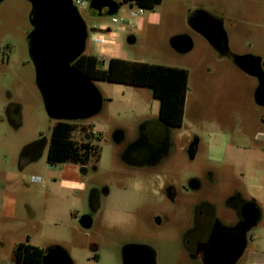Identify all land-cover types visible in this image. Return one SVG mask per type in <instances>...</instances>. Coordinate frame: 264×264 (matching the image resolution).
<instances>
[{
	"label": "rangeland",
	"instance_id": "1",
	"mask_svg": "<svg viewBox=\"0 0 264 264\" xmlns=\"http://www.w3.org/2000/svg\"><path fill=\"white\" fill-rule=\"evenodd\" d=\"M90 1L78 7L88 35L94 25H107L118 34L120 57L189 71L182 124L163 123L165 139L153 145L150 124L160 119L151 88L91 80L101 93V110L77 121L71 134L81 142L93 125L98 140L91 160L49 164L55 120L46 114L28 53L31 5L1 1L0 264H23L15 257L20 242L44 253L59 247L72 264H123L129 244L149 248L154 264H209V242L196 245L197 235L188 231L233 229L228 199L215 197L246 192V184L228 183L225 165L242 171V150L235 145L264 128V103L253 94L255 79L222 56L192 17L222 20L233 57L264 59V0H161L135 16L138 7L112 0L120 4L116 23L112 16L92 15ZM183 36L191 45L179 51L171 42ZM95 51L86 41L85 53ZM83 216L88 227L80 224ZM251 231L245 228L246 243L253 242Z\"/></svg>",
	"mask_w": 264,
	"mask_h": 264
},
{
	"label": "water",
	"instance_id": "2",
	"mask_svg": "<svg viewBox=\"0 0 264 264\" xmlns=\"http://www.w3.org/2000/svg\"><path fill=\"white\" fill-rule=\"evenodd\" d=\"M26 1L31 5L29 22L32 25L27 48L46 114L55 121L84 120L96 115L102 107L101 93L89 78L72 66L85 52L88 38L86 23L77 7L72 0ZM119 7L120 4L112 0H91L89 3L90 13L98 16H113ZM199 26L200 34L216 47L214 38L206 29L217 27L216 30H220V26L206 22L199 23ZM171 43L179 51L188 50L191 45L185 36L174 38ZM236 58L243 59L244 56L236 55ZM237 64L240 66L239 61ZM255 75L259 80L256 98L264 103V72L260 69ZM256 214V209L250 207L247 217L252 221L248 226L254 224ZM90 222L87 216L80 219L84 227ZM245 228L236 233L217 235L208 250L209 263L232 264L243 250ZM41 264H72V261L64 250L54 247L43 254ZM123 264H154L153 254L144 246H129L125 249Z\"/></svg>",
	"mask_w": 264,
	"mask_h": 264
},
{
	"label": "trees",
	"instance_id": "3",
	"mask_svg": "<svg viewBox=\"0 0 264 264\" xmlns=\"http://www.w3.org/2000/svg\"><path fill=\"white\" fill-rule=\"evenodd\" d=\"M123 1L130 6L149 10H154L161 2V0ZM93 31L98 30L91 28L90 32ZM72 66L90 80L150 87L153 97L159 101V119L172 127L182 124L189 77L186 68L115 57L108 59L104 68L103 61L98 56L85 52L72 63ZM77 121L58 120L53 124L46 156L49 164L65 162L83 164L90 160L94 153L92 143L97 141L98 137L93 133V125L90 124L87 136L81 142L72 139L71 134L76 131ZM43 253L42 248L24 242L18 243L15 248V257L21 259L23 264H41Z\"/></svg>",
	"mask_w": 264,
	"mask_h": 264
},
{
	"label": "crops",
	"instance_id": "4",
	"mask_svg": "<svg viewBox=\"0 0 264 264\" xmlns=\"http://www.w3.org/2000/svg\"><path fill=\"white\" fill-rule=\"evenodd\" d=\"M208 21L209 20L206 19V16H202L200 22L208 23ZM220 22L224 28V22L222 20H220ZM93 28H97L98 31L90 32L87 41L90 40L94 43L96 48L95 55L98 56L103 63L106 60V66L108 59L112 57L130 60L128 58L120 57L117 53V32L109 30L110 27L104 24H99L98 26L94 25ZM227 37L230 39L229 33L227 34ZM131 40L132 39L130 38V41ZM231 50L232 49L230 48V51ZM222 56L231 59L227 54L223 53ZM240 69L243 70L242 68ZM248 75L255 79L253 94L256 96L259 87V80L250 74ZM235 148L242 150V171L236 174L233 165H225L227 170H224L228 173L226 179L228 183L231 184H246L245 186L247 190L246 192L239 193L238 191L235 192V189H232L227 193H219L215 199H228L227 206H229V209H233V212L226 213L227 220L234 225L233 229L228 231L230 233L242 231L244 227H249L248 223L252 221L251 219H248L246 225L241 228L237 225L238 212H236V205L240 200L249 202L248 204L250 207L256 209L257 219L254 224L251 225V232L254 234L252 235L253 242L246 243V241H244L242 253L233 264H264V128L257 130L249 138L246 136L243 137L241 143H236ZM238 175L240 178H238ZM217 203L220 204L218 201Z\"/></svg>",
	"mask_w": 264,
	"mask_h": 264
},
{
	"label": "flooded vegetation",
	"instance_id": "5",
	"mask_svg": "<svg viewBox=\"0 0 264 264\" xmlns=\"http://www.w3.org/2000/svg\"><path fill=\"white\" fill-rule=\"evenodd\" d=\"M192 18L194 20V26H195L196 30L199 31L200 30L199 23H201L200 21L202 19V16H200L199 14H196ZM206 19H208L210 21V22L208 21V23L210 25H212V26L217 25L218 27L220 26V30H216L217 27L213 28V29H206V31H208V33L211 35V37L214 38V41L216 43V47L215 48L220 50L222 53L229 55V57L234 58V61H236V63H237V61H239L240 66L243 67L244 71L247 74H250V75H252V76L257 78V76L255 74H257L259 72V70H260V67L262 65H264V59H259L255 55H246V56H244L243 59L236 58V55L233 57L232 56L233 53L230 51V48H229V41H228V37H227V31L225 30V28H223V25L220 22V20L219 19H214V18L211 19L209 17H206ZM219 31H220V33H219ZM223 35H225L224 36L225 38H222ZM163 123L164 122H162L161 120H159V121L156 120L154 122H151L150 129H151V132H152V139L155 140V142H151V144L158 145L161 141H164L165 137H164V126H163ZM144 158H146V157H144ZM87 162H85L83 164H76V165L84 166ZM191 184H194V182H192ZM172 198H174V197H172ZM248 203L249 202H247V201L240 200V202L236 205L237 212H238L237 213V225L240 228L242 226L246 225V223L248 222V219H249L247 217V211H250V205ZM202 216H203V214H202ZM222 229L223 228H221V227H214V228L209 229L206 234H198V232H196V230L194 232V230L190 229L188 231V234L190 233L192 235H197L196 236V245L197 244L198 245H203L205 243V240H207L209 242V247H210L211 242L214 240V238L217 235H221V234H223L225 232H228V230H226L224 232V230H222ZM129 246H137V245L129 244L128 246H126L123 249V251L125 252V249L127 247H129ZM147 249H149V248H147ZM241 253L238 256H240ZM122 257L124 258V253L122 254ZM238 258L239 257H237V259ZM207 259H208V257H207ZM16 260L19 261V262H22L21 259L20 260L16 259Z\"/></svg>",
	"mask_w": 264,
	"mask_h": 264
},
{
	"label": "built area",
	"instance_id": "6",
	"mask_svg": "<svg viewBox=\"0 0 264 264\" xmlns=\"http://www.w3.org/2000/svg\"><path fill=\"white\" fill-rule=\"evenodd\" d=\"M72 2L77 7V9L79 6L84 5V0H72ZM137 13H141V8H139L137 12L132 13V14L135 16ZM111 20L114 23L118 22L117 18H115L114 16L111 17Z\"/></svg>",
	"mask_w": 264,
	"mask_h": 264
}]
</instances>
